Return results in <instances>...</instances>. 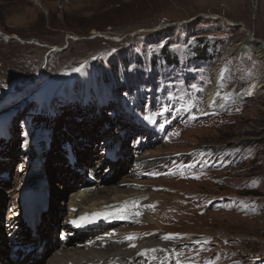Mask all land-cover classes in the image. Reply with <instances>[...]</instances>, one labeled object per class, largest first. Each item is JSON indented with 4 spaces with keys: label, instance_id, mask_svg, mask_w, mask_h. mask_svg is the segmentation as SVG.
Returning <instances> with one entry per match:
<instances>
[{
    "label": "rangeland",
    "instance_id": "obj_1",
    "mask_svg": "<svg viewBox=\"0 0 264 264\" xmlns=\"http://www.w3.org/2000/svg\"><path fill=\"white\" fill-rule=\"evenodd\" d=\"M247 32L264 43V0H0V155L7 156L0 174L9 173L0 176L3 247L7 200L18 204L30 172L13 176L26 162L23 140L29 146L41 129L42 139L52 138L42 155L51 218L71 197L58 188L63 180L69 188L74 172L61 145L88 153L91 168L101 146L113 136L127 144L132 127L161 139L149 157L167 168L141 194L147 199L138 196L151 216L146 241L168 245L157 254L169 250L172 264H264V55L253 43L229 54ZM197 38L220 54L189 57ZM222 66L221 99L207 102Z\"/></svg>",
    "mask_w": 264,
    "mask_h": 264
},
{
    "label": "bare ground",
    "instance_id": "obj_2",
    "mask_svg": "<svg viewBox=\"0 0 264 264\" xmlns=\"http://www.w3.org/2000/svg\"><path fill=\"white\" fill-rule=\"evenodd\" d=\"M249 43H253L254 45H257V49H256V53L258 56H262L264 55V44H258L254 41V38L252 37V34L250 32L245 33V37L244 40H242L241 42L235 44L232 46V48L229 51L230 55H238L239 53H241L244 48L247 46V44ZM263 57V56H262ZM225 66L222 67H217L214 68L213 71V83L210 86V88L208 89V97H207V102H212L213 100H219L221 99V89H220V79L222 76V71L224 70ZM263 79H261V83L259 84V87H263V92H264V74H263ZM34 148H35V152L32 156V159L29 162V167H30V172L28 173V175L24 176L22 179V184H23V190L20 191L19 193V197L20 198H24L26 199V197L31 198L30 202L31 206L35 205V200L32 199V196L35 194L36 190L40 191V192H44V183H45V170H44V164L41 160V164L39 167L36 166V164L34 163L35 158H39L38 157V148L36 147L35 143H34ZM41 155H43V153H41ZM43 158V156H42ZM116 171V170H115ZM113 173L114 172V168H113ZM64 181V180H63ZM58 184V182H56ZM27 186L31 187V191L27 192L25 189ZM67 186L64 184V186L61 184V181H59V187L60 189H62L63 191H66ZM98 190V189H97ZM72 191V196L70 199V202L68 205H65L66 203L63 201L64 203V208L69 209V206H79L81 204L83 205H95V204H99L101 202H111L115 200H117L120 197H123V192H120V189L118 188H112L109 187L104 191H109L111 193V196L109 197H104L103 194H93L92 197H90L92 194L88 193L86 194V192L82 193L81 188H76L73 190H71L70 188V192ZM103 189H100V192H104ZM61 194V193H60ZM67 195V194H66ZM106 198V199H105ZM78 200H81L79 202H77ZM50 201V200H49ZM140 201V207L144 210L145 206L143 205V203L141 202V199L139 198ZM43 208H46V212H41L39 214V218L35 221L33 228L31 229L34 232L33 237L31 238V241L35 242L38 238L42 239V240H46L45 245H44V252L41 253V259H38L36 256L37 254L34 253V251H31L28 254L23 253L20 250H17L14 252L15 256L17 257V259L12 258L10 259L9 257H4L3 256V243L1 242L2 237H0V264H66V261L70 260L72 261L73 259H71L72 256L77 255V254H81L84 251L83 247H86L87 244L90 242V240H87L85 242L82 243V248H76V247H72L71 245L68 246L67 248L61 249L59 254L54 253L51 255L52 252V248H48V245L51 244V238L46 239L44 236V232H49V230L51 229V227L56 226L59 227V225L61 226V224L65 225L68 229L72 228V224L82 218L81 215V210H76V211H70V216H69V221H64L62 216H59L57 213L52 216L51 218H46L45 214H49L50 215V209L52 208L53 211H55V207H51V204L48 202V204H43L42 206ZM20 211V210H19ZM58 211H62V210H57ZM140 213H142L143 210H139ZM148 211V210H147ZM45 213V214H44ZM16 216V215H15ZM144 218L146 221H150L151 220V216L149 214V212H146L144 215ZM60 222V223H59ZM13 225H15V222H12ZM11 225V224H10ZM9 225V227H10ZM16 226V225H15ZM12 230V234L14 236H12V239L14 237H20L23 235V229L19 230L17 227H13ZM53 230V229H52ZM52 232V231H51ZM70 234L73 236H76L77 233L76 232H72L70 231ZM26 235V233L24 234ZM1 236V235H0ZM30 236L31 233H30ZM95 242V240L93 241V243ZM157 241H141V248L144 247H152L155 249V251H157L159 248H163V245H167L165 243H162V247L157 246ZM159 245V244H158ZM168 247V245H167ZM168 249V248H167ZM170 249V248H169ZM116 251L117 250H112L110 253H112L113 255H116ZM169 254V250L167 251ZM99 254H95V257H102L103 253H106V251H99ZM32 254H34L32 256ZM109 254V253H107ZM119 254H125L124 252L119 251ZM24 255L23 259H21V256ZM130 255L133 258H139L140 254L138 253V249L135 248L132 252H130ZM171 255V254H170ZM49 257V258H47ZM151 258V255L149 256V259ZM42 259H45L42 262ZM153 259V258H152Z\"/></svg>",
    "mask_w": 264,
    "mask_h": 264
},
{
    "label": "trees",
    "instance_id": "obj_3",
    "mask_svg": "<svg viewBox=\"0 0 264 264\" xmlns=\"http://www.w3.org/2000/svg\"><path fill=\"white\" fill-rule=\"evenodd\" d=\"M196 41L197 42L189 48V52L192 53L189 54V57H193L195 59H205V58H211L209 56L213 55V53H216V55H218L221 52L222 49L221 47L218 52L214 51L216 44L203 42L202 38L201 39L197 38ZM162 53H164L162 56L166 60L176 61V59H178L176 55L171 54V52L169 51H162ZM212 59L216 60V56L214 55Z\"/></svg>",
    "mask_w": 264,
    "mask_h": 264
},
{
    "label": "water",
    "instance_id": "obj_4",
    "mask_svg": "<svg viewBox=\"0 0 264 264\" xmlns=\"http://www.w3.org/2000/svg\"><path fill=\"white\" fill-rule=\"evenodd\" d=\"M254 41L256 42V43H260V44H264L261 40H258V39H254Z\"/></svg>",
    "mask_w": 264,
    "mask_h": 264
},
{
    "label": "snow or ice",
    "instance_id": "obj_5",
    "mask_svg": "<svg viewBox=\"0 0 264 264\" xmlns=\"http://www.w3.org/2000/svg\"><path fill=\"white\" fill-rule=\"evenodd\" d=\"M165 238H168V237H165ZM129 239H131V237H129Z\"/></svg>",
    "mask_w": 264,
    "mask_h": 264
}]
</instances>
